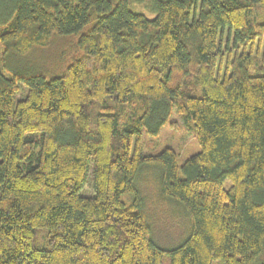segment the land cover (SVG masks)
Here are the masks:
<instances>
[{
    "label": "trees",
    "instance_id": "trees-1",
    "mask_svg": "<svg viewBox=\"0 0 264 264\" xmlns=\"http://www.w3.org/2000/svg\"><path fill=\"white\" fill-rule=\"evenodd\" d=\"M134 1L0 0V45L82 51L52 77L0 70V264H264V0H148L154 18ZM174 111L201 147L182 164L143 152ZM144 169L191 217L169 250Z\"/></svg>",
    "mask_w": 264,
    "mask_h": 264
},
{
    "label": "rangeland",
    "instance_id": "rangeland-1",
    "mask_svg": "<svg viewBox=\"0 0 264 264\" xmlns=\"http://www.w3.org/2000/svg\"><path fill=\"white\" fill-rule=\"evenodd\" d=\"M131 9L145 14L148 18H154L155 13L150 9L148 0L134 1ZM256 14L264 15V7L254 11ZM1 15V13H0ZM227 40H223V48ZM232 42L230 43V48ZM258 48V45L255 46ZM261 56L264 54V40L259 47ZM227 52V50H226ZM78 51L77 37L75 35H53L47 45L35 46L27 53L18 51L13 42L0 45V70L7 76L14 74L41 73L48 77L59 75L66 65L81 54ZM19 93L17 98L26 95L27 86L25 82L19 81ZM172 121L178 122V127L171 125ZM183 116L172 113L170 121L166 123L159 134H143L144 154H158L166 147L174 148L179 154V163L182 164L201 149L200 144L184 123ZM92 170L89 172L91 178ZM229 181H226V185ZM138 187L145 197V211L152 225V238L163 249L169 250L181 244L192 229L191 217L187 210L179 204L167 201L160 197L158 171L155 169H144L141 178L137 182ZM84 192L92 194L93 189L90 182L85 186ZM125 201L130 202V195L124 196ZM170 255L165 252L161 264H169ZM259 262H264V253L259 257Z\"/></svg>",
    "mask_w": 264,
    "mask_h": 264
}]
</instances>
